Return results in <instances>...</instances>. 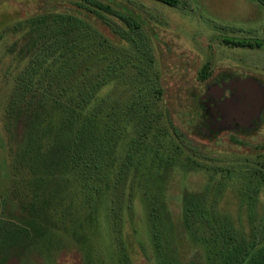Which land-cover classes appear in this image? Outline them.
<instances>
[{
  "label": "rangeland",
  "instance_id": "obj_1",
  "mask_svg": "<svg viewBox=\"0 0 264 264\" xmlns=\"http://www.w3.org/2000/svg\"><path fill=\"white\" fill-rule=\"evenodd\" d=\"M99 1L130 10L143 34L108 15L128 33V40H120L87 0H0V234L25 228L33 240L40 234L34 233L35 219L46 229L25 251L0 244V257H21L9 264H264V5ZM57 14L93 24L122 55L126 72L101 97L120 100L126 91L155 85L158 113L163 112V139L154 144L159 154L143 147L133 166L117 168L116 178H123L97 210L82 191L69 189L72 175L49 173L46 182L37 181L24 156L23 128L18 135L16 114L8 112L20 100L21 107L32 106L41 97L32 91H44L41 69L61 51L39 63L38 48L28 46L30 24ZM125 137L120 164L137 134L128 130ZM149 138L155 140L154 134ZM59 190L63 194L54 205ZM190 197L203 217L191 230ZM35 200L45 205L25 206ZM43 214L48 225L40 220ZM152 214H159L160 249ZM236 249L240 254L233 257Z\"/></svg>",
  "mask_w": 264,
  "mask_h": 264
},
{
  "label": "trees",
  "instance_id": "obj_2",
  "mask_svg": "<svg viewBox=\"0 0 264 264\" xmlns=\"http://www.w3.org/2000/svg\"><path fill=\"white\" fill-rule=\"evenodd\" d=\"M153 1L173 7L180 4L179 0ZM255 1L264 5V0ZM87 2L93 8L91 12L101 22L113 28L120 40H128V33L117 29V23L114 26L108 15L116 16L125 27L143 34L141 24L135 22L131 11L122 5L99 0ZM30 26L28 46L30 50L38 48L39 63L42 64L48 59L47 56L59 50L61 52L54 59V64L51 63L41 69L44 91L39 93L38 89L32 88L33 95L41 96L32 100L33 107L27 102L21 107L22 100L15 105L10 104L8 112L12 110L16 114L14 124L18 135L23 128L25 159H29L28 167L35 177H39L37 179L39 182H46L48 175H55L58 172L72 175L68 188L74 191L75 187L77 192L82 191L88 205L97 210L123 178V176L116 178L117 168L121 171L124 167L133 166L136 153L143 147L147 153L159 154V151L154 149V144L160 141L159 138L163 139L161 128L165 126L161 122L163 112L158 113L160 109L155 101L157 98L153 96L155 85L151 86L150 91H143L145 85L135 94L126 91L128 93L120 100L101 97L104 87L111 81L123 77L126 72L122 55H116L113 44L105 37L103 39L93 24L71 15L57 14L50 20L37 19L32 21ZM51 44L57 46L56 49L50 47ZM257 46L260 47L261 44L258 43ZM83 66L85 68L82 70ZM27 76L33 77L30 74ZM143 82L144 80L140 84L143 85ZM158 91L161 93L160 89ZM34 108L38 112L35 115ZM128 130L137 134V138L132 140L125 162L120 164L123 157L121 145L126 143L125 133ZM151 134H154L155 140L149 138ZM142 161L140 159L139 163ZM62 194L63 190L55 194L54 205L61 199ZM35 197L39 199L38 194ZM192 198L186 201V221L189 230L190 225L202 223L203 218L199 216L197 203ZM42 202L35 200L32 203L34 206L29 203L25 206L34 210L38 206H44ZM45 203L50 211L49 200ZM52 207L55 208L53 205ZM153 210L155 211V208ZM158 218L159 214H152L154 239L157 248L160 249L162 235L156 226ZM40 220L46 225L51 221L47 214L41 215ZM32 226L34 233H40L37 236H44L46 229L38 226L36 219ZM36 237L30 239L25 228L13 229V232L6 235L0 234L1 248L6 246L8 251L15 252L16 248L24 246L25 251L37 241ZM231 254L238 257L240 250L236 249ZM20 258L0 257V264H9L10 261Z\"/></svg>",
  "mask_w": 264,
  "mask_h": 264
}]
</instances>
